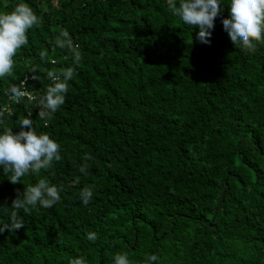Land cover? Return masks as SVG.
Listing matches in <instances>:
<instances>
[{
    "label": "trees",
    "instance_id": "obj_1",
    "mask_svg": "<svg viewBox=\"0 0 264 264\" xmlns=\"http://www.w3.org/2000/svg\"><path fill=\"white\" fill-rule=\"evenodd\" d=\"M17 3L42 23L0 80V105L15 112L14 132L31 111L63 159L16 184L0 168V204L9 207L0 220L40 179L63 192L53 208L18 210L25 225L0 233V264H68L78 255L114 264L125 251L133 264L152 253L160 264H264V45L250 54L234 47L222 23L229 0L210 44L172 14V0H0V11ZM64 29L80 46L78 63L53 51ZM74 64L66 103L48 121L27 98L16 104L4 94L33 65L40 80L26 87L35 94L51 83L48 70ZM93 184L84 206L79 193ZM88 231L99 233L95 243Z\"/></svg>",
    "mask_w": 264,
    "mask_h": 264
},
{
    "label": "clouds",
    "instance_id": "obj_2",
    "mask_svg": "<svg viewBox=\"0 0 264 264\" xmlns=\"http://www.w3.org/2000/svg\"><path fill=\"white\" fill-rule=\"evenodd\" d=\"M225 0H172L170 5L172 14L179 17L182 22L193 28L197 26L199 32L197 39L204 43H211V36L215 27L216 18L222 13ZM230 15L222 20L225 31L228 33L234 47L246 54L255 53L258 46L264 45V0H229ZM42 17L38 16L27 3H17L11 11H0V80L10 77L16 66L18 50L29 43L28 33L31 29L39 27ZM56 48L68 50L75 62L82 60L80 46L73 40L67 29L62 30L55 38ZM48 51L40 53L41 60L46 59ZM55 63V61H53ZM38 65L29 69L32 75L27 76L19 85L11 84L5 90V96L16 104L22 103L25 98L39 108L38 117L42 121L52 119L57 111L66 103L69 82L77 74L74 64L59 71L48 70L46 75L51 81L43 91L33 93L26 87L27 80H40ZM15 112L10 104L0 105V168L3 169L9 180L16 184L26 175H38L42 170L53 168L54 163L63 159L60 142L49 134L40 132L34 126L32 112L20 118L16 125L18 132L8 126ZM86 160L93 157L88 154ZM80 172L87 175L88 165L82 164ZM11 173L9 176L8 174ZM19 191V190H18ZM96 186L84 187L79 193V199L84 206H88L94 199ZM63 187L50 183L47 178L40 179L28 185L13 201L11 208L14 211L5 222L0 220V233L6 230L15 233L25 225L20 218L19 211L25 212L39 208L50 209L62 202ZM9 207L0 204V212ZM86 240L95 243L99 233L88 231ZM114 264H133L128 253L118 252L113 257ZM159 255L148 254L143 264H160ZM68 264H89L85 256H74Z\"/></svg>",
    "mask_w": 264,
    "mask_h": 264
}]
</instances>
